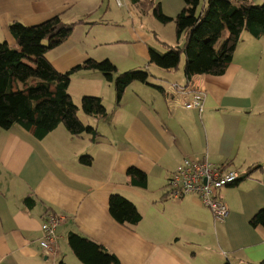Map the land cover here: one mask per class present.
I'll list each match as a JSON object with an SVG mask.
<instances>
[{
	"label": "crops",
	"instance_id": "1",
	"mask_svg": "<svg viewBox=\"0 0 264 264\" xmlns=\"http://www.w3.org/2000/svg\"><path fill=\"white\" fill-rule=\"evenodd\" d=\"M122 1L0 0V42L19 49L9 30L12 22L32 25L59 14L74 24L69 36L46 52L58 71L87 58H108L118 72L143 70L151 48L164 52V43H178L170 26L151 21L154 6L173 17L186 4L131 0L129 6ZM238 45L222 74H194L206 88L201 109L176 105L171 110L167 104L164 88L186 83L183 56V74L156 66L160 81L133 80L118 100L114 82L101 72H72L67 91L92 133L73 135L63 123L42 137L18 124L0 128V264H84L67 241L70 231L101 244L120 264L264 262V226L250 223L264 208V85L256 90L249 69H264V49L241 62L238 58L250 50ZM83 95L100 97L106 114L81 110ZM204 152L213 164L227 163L241 174L219 190L228 209L222 221L192 194L166 196L172 170L184 157L199 160ZM131 167L144 173L143 184L131 180ZM113 193L136 206L137 223L111 215ZM47 215L60 219L53 252L39 243Z\"/></svg>",
	"mask_w": 264,
	"mask_h": 264
},
{
	"label": "trees",
	"instance_id": "2",
	"mask_svg": "<svg viewBox=\"0 0 264 264\" xmlns=\"http://www.w3.org/2000/svg\"><path fill=\"white\" fill-rule=\"evenodd\" d=\"M146 1L153 6L150 0ZM184 1L192 10L184 7L173 17L164 14L159 4L154 6V17L161 23L173 22L176 37H184V42L182 45L164 43L167 47L164 52L151 48L148 63L176 70L182 53L186 81L197 73L222 74L233 58L243 30L254 37L264 35V2ZM198 5L201 6L196 11L195 7ZM73 24L63 22L59 14H54L32 25L18 21L9 25L19 49L0 42V128L18 124L35 136L42 137L58 123H63L73 135L94 132L91 126L79 119L78 107L67 91L71 73L78 69L97 70L107 80H112L117 100L131 81L148 83L149 73L145 68L118 72L115 64L108 58H87L70 70L58 71L47 58L46 52L69 36ZM81 109L96 116L107 112L100 97L92 95L81 97ZM127 174L138 184L145 181L144 173L133 167L127 170ZM108 208L119 222L135 224L141 218L136 206L117 193L110 194ZM250 223L264 226V208L254 214ZM67 241L84 264H120L113 253L86 236L70 231ZM58 264L67 263L60 260Z\"/></svg>",
	"mask_w": 264,
	"mask_h": 264
},
{
	"label": "built area",
	"instance_id": "3",
	"mask_svg": "<svg viewBox=\"0 0 264 264\" xmlns=\"http://www.w3.org/2000/svg\"><path fill=\"white\" fill-rule=\"evenodd\" d=\"M121 5L122 0H116ZM164 94L169 108L176 105L185 108H203L206 94L200 87L198 78L193 75L185 84L171 83L164 88ZM241 174L228 168L227 163L215 165L209 161L206 152L199 160L184 157L172 170L170 179L166 182V196L172 199L181 198L187 194L194 195L199 203L208 207L215 220L222 221L227 215V206L220 197L219 190L226 184L235 182ZM42 238L40 245L46 252L55 250L54 228L59 222V216L47 215L43 219Z\"/></svg>",
	"mask_w": 264,
	"mask_h": 264
},
{
	"label": "rangeland",
	"instance_id": "4",
	"mask_svg": "<svg viewBox=\"0 0 264 264\" xmlns=\"http://www.w3.org/2000/svg\"><path fill=\"white\" fill-rule=\"evenodd\" d=\"M114 1L116 2V0H114ZM251 1L253 3H263L264 2V0H251ZM127 2H128V5L129 6H132V3L133 2L131 0H127ZM154 2H157V0H154ZM116 4L119 5L117 2H116ZM133 8H135V7H133ZM187 8L188 9L189 8L192 9L191 6H187ZM198 10H199V7L196 8V11H198ZM150 17H151V21L152 22H155V26H159V27L170 26L171 27V30H172L171 31L172 34L175 33V27H174L173 23H166V24L161 23L160 21H158L157 19H155L153 17L152 12H151ZM165 33H166V31L163 28V34L165 35ZM182 41H184V37L181 36V37L178 38V43L179 44H182ZM238 43H239V45H238ZM238 43H237L238 48H240V46H243V45H246L247 44L245 47H249V50H250V54L241 55L238 59L241 62H242V60L252 61L254 58H257V56L259 55L260 50L262 51L264 49V35H261L260 37H254L250 33H248L246 30H243L242 33H241V36H240V39H239ZM166 50H167V48H165V51ZM244 52L245 51L243 49L240 53H244ZM239 54H237V55H239ZM182 63H183V55H181V60L179 62V65H178L177 69L174 70V72H180L181 74H183L182 73V68H183L182 67ZM249 65H251V63H249ZM134 68H140V67H134ZM144 68H145V71H148V73H149V75H148V81H150L151 83H157V81H160V79H157L154 76V75H158L156 77H159L160 74L157 73V70H160L159 67H156V65L153 64V63H147V65L144 64ZM249 69L251 71L252 82H255L256 81V90H258V91L261 90L262 89V86L264 85V69L261 68L258 73H256L255 70L253 68H251V67H249ZM244 73L248 75V71L246 69H245V72ZM163 78L164 79H169L167 77H163ZM198 81L200 82V87L205 91V94H206V88L204 87L202 80L200 78H198ZM60 124L62 125V123H60ZM64 260L65 261H70V260H67L66 258H64ZM58 261L56 262V264H58Z\"/></svg>",
	"mask_w": 264,
	"mask_h": 264
},
{
	"label": "bare ground",
	"instance_id": "5",
	"mask_svg": "<svg viewBox=\"0 0 264 264\" xmlns=\"http://www.w3.org/2000/svg\"><path fill=\"white\" fill-rule=\"evenodd\" d=\"M169 179H170V178H169ZM227 213H228V209H227ZM227 213H226V214H227Z\"/></svg>",
	"mask_w": 264,
	"mask_h": 264
}]
</instances>
